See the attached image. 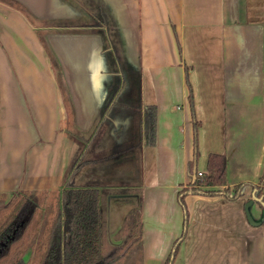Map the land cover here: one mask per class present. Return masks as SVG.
Returning a JSON list of instances; mask_svg holds the SVG:
<instances>
[{
  "label": "crops",
  "instance_id": "1",
  "mask_svg": "<svg viewBox=\"0 0 264 264\" xmlns=\"http://www.w3.org/2000/svg\"><path fill=\"white\" fill-rule=\"evenodd\" d=\"M100 11L127 73L143 78L138 102L158 109L156 146L144 147L143 165L141 151L110 167L142 192L136 259L166 264L184 232L178 193L196 181V153L197 173L208 172L211 155L226 158L231 190L264 176V0H0V207L21 192L62 190L79 148L68 125L92 129L114 76L103 37L67 27ZM121 113L107 150L136 140V116ZM93 173L84 178L97 180ZM254 198L251 186L235 201L187 196V234L173 264H264V203Z\"/></svg>",
  "mask_w": 264,
  "mask_h": 264
},
{
  "label": "trees",
  "instance_id": "2",
  "mask_svg": "<svg viewBox=\"0 0 264 264\" xmlns=\"http://www.w3.org/2000/svg\"><path fill=\"white\" fill-rule=\"evenodd\" d=\"M91 22L86 25H69L67 28H84L99 33L107 45V59L114 73L113 83L107 98L97 116L92 129L86 134L75 136L78 148L71 167L63 182L57 200L49 207L50 193L43 191L18 193L11 204L0 207V264H123L134 249L142 244V192L140 206L134 208L126 218L129 240L124 245L103 252L105 210L102 201L122 196L136 197L138 188L131 183H112L100 180H87L85 175L99 167L115 164L122 158L131 157L142 151L140 162L144 163L143 149L156 146L157 116L156 106H145L129 99V75L119 57L109 16L104 12H91ZM189 84V81H188ZM190 86V84H189ZM190 103L194 111L191 90ZM113 111L134 114L137 118V136L133 143L113 149L103 155L88 158L91 142L105 130ZM199 123L195 122L196 145ZM117 136H120L117 134ZM189 165L191 175L197 162ZM197 173L194 183L178 193V200L185 211V225L182 236L175 242L166 264H173L180 245L184 241L189 221L185 199L189 195L204 197H225L235 201L244 195L247 186L255 191V197L264 203V176L258 185L240 184L233 190L227 187V162L221 155H211L208 172ZM52 211L49 222L43 223ZM43 224V226H42ZM31 251V258L27 253Z\"/></svg>",
  "mask_w": 264,
  "mask_h": 264
},
{
  "label": "rangeland",
  "instance_id": "3",
  "mask_svg": "<svg viewBox=\"0 0 264 264\" xmlns=\"http://www.w3.org/2000/svg\"><path fill=\"white\" fill-rule=\"evenodd\" d=\"M114 38V34H112ZM104 65L107 68L108 64L106 59L104 60ZM57 71L59 75L62 73V70L57 67ZM129 87H128V92L126 96L132 100H135L138 102L140 99V94L142 93V87H143V78L141 75H136L134 71H129ZM59 77V76H58ZM62 83L64 82V77H61ZM101 92V97L106 98V91L100 90ZM141 91V92H140ZM66 103L69 101L66 97ZM139 103V102H138ZM117 114H120L117 116ZM121 112H116L113 111L111 113V116L109 118V122L105 128V130L98 136L96 140L91 142V153L87 155L88 158H93L95 155H103L104 153H108L112 151L113 149H108L107 148L110 146L109 144L113 141V138L115 137L113 130L116 127L115 122L118 121V118L125 117L123 116ZM128 115V114H127ZM130 116V115H129ZM131 123V120H129ZM129 123V127L126 130L124 136L125 140H131V125ZM69 130H72L71 134L78 135L80 132L75 128V125L73 123H69L68 125ZM135 136H137V131ZM109 142V143H108ZM78 143V142H77ZM100 144V145H99ZM114 146V145H113ZM106 150V151H99L100 149ZM79 149H82V145L79 146ZM127 158H122L119 161H125V162H130V159ZM112 165V164H111ZM106 168V169H104ZM139 170V175H138V180L142 178V172H143V166L139 165L138 167ZM103 169V170H102ZM91 171H94L91 172ZM89 173H93L95 179L100 180V181H108L112 183H126L122 181H118L119 175L115 173L110 165L104 166V167H99L94 170H91ZM86 174V175H87ZM137 174V172H136ZM123 176V175H122ZM123 180V179H121ZM93 181V180H92ZM138 190L134 191L133 194L136 196L134 197H129V196H122L120 198H112V199H107L105 198L102 203H103V208L105 210V230H104V245H103V252L108 253L112 249L124 245L125 243L128 242L129 240V230L126 229V218L129 217V214L134 208H138L140 206V185H138ZM57 200V193L50 194L49 196V207L53 206ZM5 205L4 207H6ZM52 211L49 213L48 216L44 219L43 223H47L51 220L52 218ZM121 224V225H120ZM43 226V224H42ZM139 249H134L132 252H130L125 259V262L123 264H140L139 260L136 258L138 257ZM27 259L31 258V251H28L27 253ZM132 260V261H131Z\"/></svg>",
  "mask_w": 264,
  "mask_h": 264
},
{
  "label": "water",
  "instance_id": "4",
  "mask_svg": "<svg viewBox=\"0 0 264 264\" xmlns=\"http://www.w3.org/2000/svg\"><path fill=\"white\" fill-rule=\"evenodd\" d=\"M196 178H197V169H195V172H194V179H196ZM254 201H258V199L257 198H254ZM252 205H253V200L252 201H249L248 204L246 205V213L248 215L249 221L254 224V221H253V219L251 217V213H250V207Z\"/></svg>",
  "mask_w": 264,
  "mask_h": 264
},
{
  "label": "built area",
  "instance_id": "5",
  "mask_svg": "<svg viewBox=\"0 0 264 264\" xmlns=\"http://www.w3.org/2000/svg\"><path fill=\"white\" fill-rule=\"evenodd\" d=\"M200 176H202L203 174L202 173H199Z\"/></svg>",
  "mask_w": 264,
  "mask_h": 264
}]
</instances>
